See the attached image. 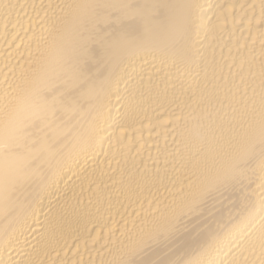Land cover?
I'll return each instance as SVG.
<instances>
[{"label":"bare ground","instance_id":"bare-ground-1","mask_svg":"<svg viewBox=\"0 0 264 264\" xmlns=\"http://www.w3.org/2000/svg\"><path fill=\"white\" fill-rule=\"evenodd\" d=\"M0 264H264V0H0Z\"/></svg>","mask_w":264,"mask_h":264}]
</instances>
